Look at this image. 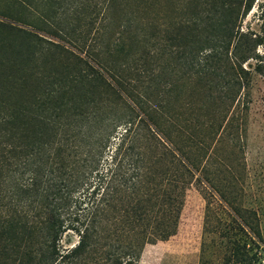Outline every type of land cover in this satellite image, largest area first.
<instances>
[{"label":"trees","instance_id":"16d2710c","mask_svg":"<svg viewBox=\"0 0 264 264\" xmlns=\"http://www.w3.org/2000/svg\"><path fill=\"white\" fill-rule=\"evenodd\" d=\"M17 1L22 13L0 16L30 29L9 26L30 51L0 57L21 73L0 72V264H139L147 245L177 235L192 186L207 200L206 233L225 240L223 264H257L252 224L213 207L232 205L210 165L226 128L207 123V103L192 110L189 98L185 122L172 103L177 68L220 93L212 107L249 86L243 64L260 41L239 23L255 0H197L203 10L162 39L157 0H106L102 29L86 23L91 0H38L37 16L33 0Z\"/></svg>","mask_w":264,"mask_h":264},{"label":"rangeland","instance_id":"374dc122","mask_svg":"<svg viewBox=\"0 0 264 264\" xmlns=\"http://www.w3.org/2000/svg\"><path fill=\"white\" fill-rule=\"evenodd\" d=\"M91 1V6L87 8L89 15L86 23L95 19V27L102 29L106 25L102 17L104 9H107L106 0ZM98 2L100 6L96 7ZM38 3V0L31 2L35 16L43 10L38 8ZM43 3L44 0L40 4ZM156 5L159 39H162L171 25L178 26L181 21L190 20L196 11L203 10L198 8L197 0H157ZM23 9L17 0H0V13L18 15ZM34 23L39 26L38 17H35ZM239 25L240 31L251 43L254 40L260 41L255 47V56L243 64V68L249 72V86L241 91H228L231 98L236 97L234 103L229 101L222 109V104L212 107L211 101H217L216 97L220 93L202 91L196 80L186 79L177 68L174 72L175 93L172 103L176 107L175 116L181 122L190 119L189 98L192 110L207 103L203 110L207 123L219 120L223 128H226L225 131L220 129L218 133L220 141L216 147L219 161L216 162L214 158L210 165L213 164L212 169L218 176L221 191L232 205L223 202L221 206L214 203L213 207L217 215L227 223L236 218L241 223L249 221L252 224V229L247 228V231L254 240H245L251 253H257V264H264V0H255L252 9ZM9 26L30 30L0 16V57L6 61L17 59L19 49L24 48L22 52L26 54L30 51V40ZM259 65L260 70H256ZM0 70L3 71L4 79L19 82L20 66L17 69ZM219 72L222 73V70ZM219 80L222 79L219 77ZM215 108L218 110L216 115L213 114ZM206 214L207 200L196 186H192L187 191L177 235L166 242L147 245L139 264H223L225 240L217 233H206ZM77 240V235L70 233L64 236L62 245L69 247Z\"/></svg>","mask_w":264,"mask_h":264}]
</instances>
